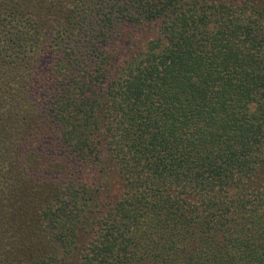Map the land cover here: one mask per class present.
<instances>
[{
    "label": "trees",
    "instance_id": "1",
    "mask_svg": "<svg viewBox=\"0 0 264 264\" xmlns=\"http://www.w3.org/2000/svg\"><path fill=\"white\" fill-rule=\"evenodd\" d=\"M0 264H264V0H0Z\"/></svg>",
    "mask_w": 264,
    "mask_h": 264
}]
</instances>
